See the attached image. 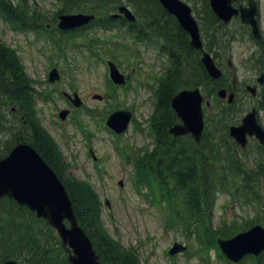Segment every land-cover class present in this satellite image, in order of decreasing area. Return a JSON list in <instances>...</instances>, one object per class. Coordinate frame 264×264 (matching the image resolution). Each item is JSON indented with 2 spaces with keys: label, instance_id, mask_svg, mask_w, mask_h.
I'll list each match as a JSON object with an SVG mask.
<instances>
[{
  "label": "trees",
  "instance_id": "1",
  "mask_svg": "<svg viewBox=\"0 0 264 264\" xmlns=\"http://www.w3.org/2000/svg\"><path fill=\"white\" fill-rule=\"evenodd\" d=\"M59 1L60 12L95 13L97 18L94 22H101L100 25L105 30L111 29L113 20L109 13L119 4L138 1L140 3L137 7L142 14L144 3V0ZM0 17L8 23L34 30L39 29L36 25L38 22L41 25L47 22L45 14L31 6L28 0H0ZM217 21L212 22V42L208 49L227 56L230 53L227 52V45L231 35L226 34L223 25L219 24L221 22ZM204 29L208 32L207 24H204ZM183 34L181 73L170 68L163 77L157 78L160 83L156 91L159 99V115L156 114V120H160V128L156 127L155 146L137 151L136 184L140 190L149 189L148 194H154L153 200L161 205L168 199L173 217L185 223L187 239L193 236V232L199 233L201 228L205 232H212L210 224L220 191L233 194L234 198L245 205L252 204L255 207L253 222L247 220V224L240 228V223L235 222L236 218L231 221L224 219L221 227L216 230L220 236L230 237L256 222L264 224V146H256V151L251 152L250 146L246 150L242 149L229 135V123L237 114L236 102H222L214 106L213 110L216 109L209 117L201 143L197 144L189 137L177 141L166 135L165 129L177 121L170 100L178 90L201 86L208 94L217 96L219 88L227 87L224 80H212L208 76L199 56L197 60L192 59L198 52L195 53L190 47L187 34ZM100 40L102 43L107 41ZM258 44L264 49L263 39ZM260 53L259 59L263 57L264 60V53ZM111 56L115 58V53L112 52ZM186 56H190L193 61L187 63ZM35 102L33 80L24 71L17 51L0 40V129L10 134L9 142L0 150V158L10 152L19 141L33 145L64 182L76 216L82 228L92 238L103 263L140 264L134 251L124 250L106 232L101 218L100 200L93 186L86 180L67 179L64 175L68 163L60 152L59 145L38 119L34 110ZM12 106L18 109L14 125L3 121H11L12 118L9 119L7 114H13ZM238 109L240 112L243 110L240 107ZM11 258L16 259L19 264H71L57 233H54L50 225L13 198L5 197L0 199V264ZM249 263L246 259L243 264ZM257 264H264V259L258 260Z\"/></svg>",
  "mask_w": 264,
  "mask_h": 264
},
{
  "label": "rangeland",
  "instance_id": "2",
  "mask_svg": "<svg viewBox=\"0 0 264 264\" xmlns=\"http://www.w3.org/2000/svg\"><path fill=\"white\" fill-rule=\"evenodd\" d=\"M28 2L52 19L58 14L60 3L57 0ZM260 14L264 33V0ZM57 23L58 21H49L40 25L38 22L36 25L42 30L37 32L14 28L0 17V40L17 51L24 71L33 80L34 88L41 92L40 98L36 97L34 110L68 163L64 175L67 179L86 180L93 186L100 200L101 218L106 232L124 250L134 251L140 264H204L197 254L199 242L195 235L187 240L182 226L168 228L165 217L169 212L168 208L159 206L157 200L153 204L152 194H146L150 197L146 198L137 192L133 184L132 164L124 160L115 145L117 143L119 146L121 143L124 147L128 146L131 148L129 153L136 156L137 150L148 148L152 142L156 143L147 120L155 108L156 77L163 73L166 60L155 55L152 48H145L143 41L121 36L119 30L103 34L102 29H87L74 33V36H67L57 30ZM237 29L242 30V27ZM237 34L235 43L231 45V53L226 56L228 59L218 60L238 96L237 114L229 123L228 133L229 127L240 124L241 118L258 99L248 91L245 92V86L253 84V76L257 73L253 60L256 57L255 46L250 36ZM100 39L124 49V57H120L122 61H115L120 70L130 76V80L126 88L117 89L116 99L110 95L114 89L110 86L106 63L113 58L106 53L104 61L95 60L91 54L96 49L103 54L104 42ZM85 43H90L95 48L88 49ZM228 60H231L230 68ZM53 67L59 69L61 79L50 83L48 74ZM63 91H77L83 105L74 108L63 96ZM261 92L264 93V81ZM97 94H102L103 97ZM222 102L225 100L215 97L211 101L213 106ZM113 105L112 111L117 107H128L135 111L128 130L121 138H117L105 127L104 117L111 112L108 109ZM238 107L243 110L240 112ZM63 108L70 109L65 120L58 115ZM260 108L259 122L264 127V107ZM214 110H205V115L211 113L209 117L212 116ZM138 123L142 124V128L136 126ZM189 138L196 142L192 136L189 135ZM9 139L10 136L1 129L0 143L5 145ZM254 145L253 141L248 143L251 152L256 151ZM90 148L92 151H89ZM95 154L97 160L94 158ZM218 196L213 227H218L224 217L229 221L236 218L235 222L240 223V228L247 224V220L253 222L255 207L252 204L242 206L222 191ZM228 224L231 225L230 222ZM175 241L186 243L189 252L177 254L172 259L168 250ZM205 254L210 256L212 264H227L213 249Z\"/></svg>",
  "mask_w": 264,
  "mask_h": 264
},
{
  "label": "water",
  "instance_id": "3",
  "mask_svg": "<svg viewBox=\"0 0 264 264\" xmlns=\"http://www.w3.org/2000/svg\"><path fill=\"white\" fill-rule=\"evenodd\" d=\"M161 1L178 16L183 27L190 33L191 44L201 48L202 42L198 24L190 14V8L179 0ZM210 2L213 11L225 22L230 21L232 16L240 11L242 21L251 24L255 37H260L255 18L256 3L254 0H250L248 7H241L240 9H234L231 6L232 0H210ZM119 11L124 13L128 19H134L133 13L126 6H120ZM59 18L58 26L62 29H69L88 23L94 18V15L63 14ZM202 60L213 78L222 75L221 69L216 66L210 54L204 53ZM109 65L113 80L116 83H125V77L117 66L112 61H109ZM58 79H60V74L56 68H53L49 75V81L54 82ZM259 81L263 82V78H259ZM247 89L256 94V86L248 85ZM97 95L99 96V94ZM219 95L225 98L227 91L221 89ZM74 96V104L80 106L81 99L76 93ZM233 99L234 93H230L228 101L232 102ZM202 100L203 96L198 88L185 89L175 95L172 99V106L183 120V124H175L169 131L175 135L191 132L199 141L204 126ZM68 113L69 110H62L60 116L65 119ZM131 117L130 111L117 110L109 116L107 125L117 133H121L127 128ZM230 133L242 146L246 145L247 134L255 136L264 145V129L257 121L255 108L243 118L241 125L231 126ZM4 196H10L20 205L30 207L31 210L37 212L39 217L45 218L50 225L54 226L63 239V246L67 247L69 244L73 248L74 254L69 248L67 250L70 260L74 264H101L91 240L78 224L72 201L64 183L29 145H17L6 158L0 159V198ZM65 218L71 222V228L65 225ZM219 244L224 254L234 262H238L250 253L259 255L264 250V227L259 224L255 225L232 238L219 239ZM184 249H186L185 246L175 243L170 253L175 254ZM4 264H16V262L9 260Z\"/></svg>",
  "mask_w": 264,
  "mask_h": 264
},
{
  "label": "flooded vegetation",
  "instance_id": "4",
  "mask_svg": "<svg viewBox=\"0 0 264 264\" xmlns=\"http://www.w3.org/2000/svg\"><path fill=\"white\" fill-rule=\"evenodd\" d=\"M255 1H256V5H257V9H258V13H257L256 17H257V21L259 23L260 30H262L261 29L262 17H261V14H260V10H261V6H262V1L263 0H255ZM248 2H249V0H232L231 4H232V6L235 9H239L242 6L247 7L248 6ZM197 12H198V10L195 9V13H197ZM163 15H164V17H163L162 21L159 22V25L163 28L164 32L170 38L175 37L176 50L179 51L180 47H181V37H182V34H183L182 27L178 23V20H177L176 16L171 15L168 12L164 13ZM152 26H153V24H151V23L146 25L147 32H151L152 31V30H150ZM241 27H242V30L237 29V28H241ZM226 31L231 32V33H235V34L239 33L242 36L246 35V36L253 37L252 36V27L250 25H248V24L242 23L240 13L235 14L230 19V21H228V23L225 24V32ZM262 34L264 35L263 30H262ZM252 42H253V45L255 47H257L256 43L258 44L259 41H254L253 40ZM207 43H208V41L206 39V42H205L206 50H208ZM230 44L232 45L233 42H230ZM151 47H152V45L150 43H147V48L150 49ZM162 50L166 51V49H162ZM218 59H219V56H218ZM256 82H257V78H256ZM252 83H255V78L252 80Z\"/></svg>",
  "mask_w": 264,
  "mask_h": 264
}]
</instances>
